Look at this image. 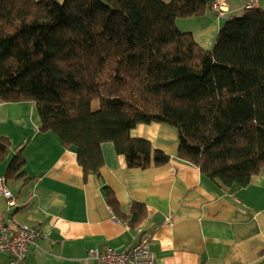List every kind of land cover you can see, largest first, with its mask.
Here are the masks:
<instances>
[{"label":"trees","instance_id":"trees-1","mask_svg":"<svg viewBox=\"0 0 264 264\" xmlns=\"http://www.w3.org/2000/svg\"><path fill=\"white\" fill-rule=\"evenodd\" d=\"M213 0H0V103L33 102L40 130L75 148L84 178H101L102 144L129 167L171 160L141 123L179 133L178 157L223 188L247 186L264 168V7L225 19L213 48L177 20L207 13ZM0 138V163L11 147ZM20 148L7 179L25 182ZM114 213L132 227L146 205L124 209L101 180Z\"/></svg>","mask_w":264,"mask_h":264},{"label":"crops","instance_id":"crops-1","mask_svg":"<svg viewBox=\"0 0 264 264\" xmlns=\"http://www.w3.org/2000/svg\"><path fill=\"white\" fill-rule=\"evenodd\" d=\"M226 17L212 8L202 16L182 17L178 26L213 48L225 19L245 9L244 0H224ZM256 6L264 7V0ZM33 102L0 103V138L12 144L0 163L6 178L20 148L31 180L7 179L14 205L0 194V212L16 223L39 226L44 237L29 246L20 264H99L92 250L132 247L148 235L159 264H264V168L247 186L223 188L200 168L178 157L179 133L166 123H141L130 135L149 139L171 160L149 168L129 167L113 142L102 144L101 178L86 180L75 148L65 147L53 132L40 130ZM101 180L124 209L134 201L147 208L136 227L120 219L107 203ZM127 209V210H128ZM0 253V264H9Z\"/></svg>","mask_w":264,"mask_h":264},{"label":"built area","instance_id":"built-area-1","mask_svg":"<svg viewBox=\"0 0 264 264\" xmlns=\"http://www.w3.org/2000/svg\"><path fill=\"white\" fill-rule=\"evenodd\" d=\"M257 0H244L245 8H250ZM212 10L226 17L227 5L224 0H213ZM0 194L14 205L12 191L6 184V178H0ZM43 230L36 225L16 223L11 216L0 212V253H7L9 264H20L27 259L29 246L44 237ZM99 264H159L156 253L150 247L148 235H142L139 242L129 248L118 250L105 246L103 251L92 250ZM264 258V249L261 253Z\"/></svg>","mask_w":264,"mask_h":264}]
</instances>
